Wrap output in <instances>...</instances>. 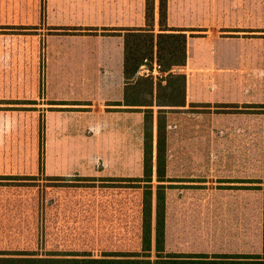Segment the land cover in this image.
<instances>
[{
    "label": "crops",
    "instance_id": "obj_1",
    "mask_svg": "<svg viewBox=\"0 0 264 264\" xmlns=\"http://www.w3.org/2000/svg\"><path fill=\"white\" fill-rule=\"evenodd\" d=\"M20 1L0 0L1 46L11 41L26 42V2L21 7ZM250 1L225 0L220 6L219 0H166V26L188 31L185 65L174 70L185 76L184 106L160 108L166 111L162 182L165 247L168 224L176 214L172 210L189 202L199 206L204 200L216 203L217 186H240L228 198L240 207L250 206V192L245 189L251 175L250 141L209 134L210 128L204 136L202 113L204 109L228 110L225 106L230 105L241 110L242 106L258 103L264 126V31L261 30L264 12L258 21L251 20ZM50 14L60 20H78L53 21ZM240 14L242 20L239 18L237 22L235 18ZM203 15L210 21L223 22L225 16L234 20L202 28L199 20ZM45 16L47 34L42 33L43 29L36 31L44 37L49 51L52 49L56 64L51 70L48 58L45 98L38 107L45 126L44 176L70 177L76 172L69 168L70 161L77 154L80 160L98 159L100 164L104 161L111 177L140 178L143 160L140 127L145 108L124 105L123 39L101 34V29L144 28L145 0H45ZM158 21V0H154L155 34L159 32ZM16 26L18 30L13 29ZM67 27L89 32L98 29V34L90 35L84 30L63 34L55 30ZM257 54L259 57L255 59ZM252 59L244 67L245 60ZM50 85L55 88L51 93ZM5 100L0 97V106H4ZM150 108L155 119L159 108ZM96 131L98 150L92 145ZM259 169L264 173V153L260 156ZM134 194L135 202L132 189H117L113 196L118 206L115 210L125 208L126 218L132 217L133 208L138 215V197ZM259 197L263 202V187Z\"/></svg>",
    "mask_w": 264,
    "mask_h": 264
},
{
    "label": "rangeland",
    "instance_id": "obj_2",
    "mask_svg": "<svg viewBox=\"0 0 264 264\" xmlns=\"http://www.w3.org/2000/svg\"><path fill=\"white\" fill-rule=\"evenodd\" d=\"M23 1H20L21 7ZM16 2L19 3L18 0ZM25 2L26 42L11 41L0 45V97L6 98V102H2L4 106H0V176H33L37 180L35 186L12 184L0 187V200L6 199L0 207V251L26 250L39 254L85 251L93 256L107 252H139L144 184H138L139 188L127 187L133 191V201L134 193L137 194L138 215L133 208L132 217L126 218L125 208L115 210L118 206L113 196L121 186H111L112 181H109L120 178L107 174L109 167L104 165V161L100 164L98 159L80 160L76 152L69 165L76 172L62 178L71 186L46 187L49 182L43 173L45 126L38 107L45 98L44 75L48 58L51 59V70H54L56 60L44 37L38 36L41 33L36 31L43 29L42 33L47 34L45 0ZM224 3L225 0H219L220 6ZM249 4L250 19L258 21L264 12V0H251ZM239 18L242 20L241 14L235 18L237 22H240ZM50 19L59 22L78 20H60L54 14H50ZM220 20L210 21L203 15L199 23L202 28H207V25L216 27L223 22L231 23L234 18L225 16L223 22ZM244 20L248 22L246 15ZM261 30L264 31V28ZM258 57L259 54L254 58ZM245 62L244 67L253 59ZM53 90L55 88L50 85V93ZM46 108L49 107H43L44 110ZM202 113L204 136L208 135L210 128L209 134L236 136L250 141L251 175L245 186L250 192V206L240 207L228 198L240 186L220 185L215 190L218 195L216 203L204 200L199 206L189 202L173 209L172 213L176 214L168 224L164 253L252 254L264 257V201L261 202L259 197L260 189H264V173L259 169L260 156L264 153V126L259 116V105L242 106L241 110L204 109ZM208 113L209 116L206 115ZM156 117L154 119L153 113V155H156ZM149 132L150 126L144 124L143 113V125L140 127L142 155ZM95 133L92 145L94 150H98V133ZM90 178L94 181L87 180ZM117 183L123 185L121 183L124 182ZM124 185L131 186V182ZM158 185L162 183L157 182L156 176L152 177L153 194ZM206 191L204 189V193ZM151 253L153 257V228Z\"/></svg>",
    "mask_w": 264,
    "mask_h": 264
},
{
    "label": "trees",
    "instance_id": "obj_3",
    "mask_svg": "<svg viewBox=\"0 0 264 264\" xmlns=\"http://www.w3.org/2000/svg\"><path fill=\"white\" fill-rule=\"evenodd\" d=\"M166 0H158L159 32L154 33L153 13L154 0H145L144 28L101 29V34L121 36L123 39V79L125 106L144 107V124L150 126L147 140L143 144L142 177L132 179H110L111 186L119 188H139L144 184L141 202V237L139 252H107L93 256L90 252H48L39 254L37 251L12 250L0 251V264H264V257L250 254H165L164 253V187L158 185L153 194L151 181L155 167L158 183L164 179L165 155V113L161 107L184 106L185 76L174 72L186 62L185 29L168 28L165 24ZM63 34H78L82 30L90 35H97L98 29L56 28ZM88 30V31H87ZM192 31V30H191ZM144 59L153 60L160 65L164 77L153 80L151 77L140 76L138 69ZM156 113V155L153 162V110ZM225 108L237 109L230 105ZM41 132V131H40ZM33 176H0V187L35 186ZM46 186H71L62 178L47 177ZM94 181L93 179H87ZM86 180V181H87ZM61 183H57V182ZM115 182H124L115 184ZM131 182V186L124 185ZM57 184V185H56ZM6 199L0 200V207ZM153 225V227H152ZM152 228L154 231V255L152 257Z\"/></svg>",
    "mask_w": 264,
    "mask_h": 264
},
{
    "label": "built area",
    "instance_id": "obj_4",
    "mask_svg": "<svg viewBox=\"0 0 264 264\" xmlns=\"http://www.w3.org/2000/svg\"><path fill=\"white\" fill-rule=\"evenodd\" d=\"M138 74L152 78H161L163 75L161 67L156 63L155 59H144L139 67Z\"/></svg>",
    "mask_w": 264,
    "mask_h": 264
}]
</instances>
